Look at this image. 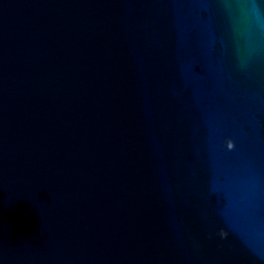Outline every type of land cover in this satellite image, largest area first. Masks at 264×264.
Listing matches in <instances>:
<instances>
[{"label":"water","instance_id":"95a60500","mask_svg":"<svg viewBox=\"0 0 264 264\" xmlns=\"http://www.w3.org/2000/svg\"><path fill=\"white\" fill-rule=\"evenodd\" d=\"M0 264H264V0H0Z\"/></svg>","mask_w":264,"mask_h":264}]
</instances>
